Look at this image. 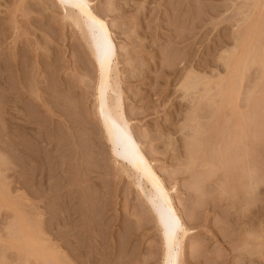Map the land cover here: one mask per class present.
I'll list each match as a JSON object with an SVG mask.
<instances>
[{
  "label": "rangeland",
  "instance_id": "1",
  "mask_svg": "<svg viewBox=\"0 0 264 264\" xmlns=\"http://www.w3.org/2000/svg\"><path fill=\"white\" fill-rule=\"evenodd\" d=\"M87 1L115 45L107 112L187 230L179 264H264V0ZM86 34L76 6L0 0V264H162Z\"/></svg>",
  "mask_w": 264,
  "mask_h": 264
},
{
  "label": "bare ground",
  "instance_id": "2",
  "mask_svg": "<svg viewBox=\"0 0 264 264\" xmlns=\"http://www.w3.org/2000/svg\"><path fill=\"white\" fill-rule=\"evenodd\" d=\"M65 5L80 9V16L88 34V44L98 69L97 99L99 115L105 124V135L113 155L121 157L125 167L139 171L140 183L147 187L145 197L153 208L162 239V264H179L176 248L187 230L178 217L173 200L169 196L164 182L150 167L140 145L132 137L126 123H120L115 112H107L106 92L109 85V63L115 56V45L104 21L89 7L87 0H60ZM79 28L77 18L73 20ZM86 34V35H87ZM121 108V106H120ZM138 173V172H137ZM260 183V182H259ZM141 193L144 194L141 186ZM144 196V195H143ZM172 251L175 258L172 260Z\"/></svg>",
  "mask_w": 264,
  "mask_h": 264
}]
</instances>
